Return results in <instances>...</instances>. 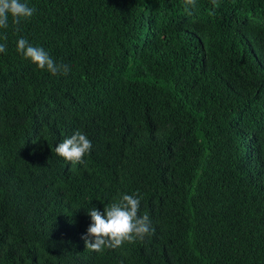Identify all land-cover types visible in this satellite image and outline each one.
Segmentation results:
<instances>
[{
    "label": "trees",
    "instance_id": "16d2710c",
    "mask_svg": "<svg viewBox=\"0 0 264 264\" xmlns=\"http://www.w3.org/2000/svg\"><path fill=\"white\" fill-rule=\"evenodd\" d=\"M26 2L0 29V264H264V0ZM137 192L155 234L87 250L89 208Z\"/></svg>",
    "mask_w": 264,
    "mask_h": 264
},
{
    "label": "clouds",
    "instance_id": "9594fccd",
    "mask_svg": "<svg viewBox=\"0 0 264 264\" xmlns=\"http://www.w3.org/2000/svg\"><path fill=\"white\" fill-rule=\"evenodd\" d=\"M213 6H218V0H211ZM186 11L196 7V0H184ZM36 13L34 7L29 6L26 0H0V29L9 27V19L20 31V24L30 20ZM0 39L7 40V35H0ZM6 43H0V53L6 52ZM17 51L37 65L39 69L46 70L53 76H67L70 65L57 63L50 54L40 46H33L21 37L17 41ZM92 141L82 131H75L55 147V153L71 164H84V157L92 150ZM140 193L124 194L120 198L105 205L103 212L95 207L89 208L88 215L91 224L87 234L82 237L86 249L93 252H103L104 249H117L126 242H143L146 237L155 234V228L147 212L140 214Z\"/></svg>",
    "mask_w": 264,
    "mask_h": 264
}]
</instances>
